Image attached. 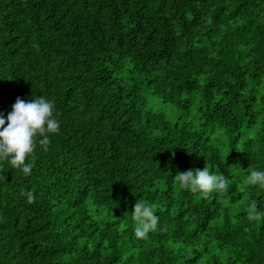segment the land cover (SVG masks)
<instances>
[{
    "label": "trees",
    "instance_id": "16d2710c",
    "mask_svg": "<svg viewBox=\"0 0 264 264\" xmlns=\"http://www.w3.org/2000/svg\"><path fill=\"white\" fill-rule=\"evenodd\" d=\"M41 95L60 130L0 162V264H264V0H0V115ZM205 167L223 193L179 187Z\"/></svg>",
    "mask_w": 264,
    "mask_h": 264
},
{
    "label": "clouds",
    "instance_id": "9594fccd",
    "mask_svg": "<svg viewBox=\"0 0 264 264\" xmlns=\"http://www.w3.org/2000/svg\"><path fill=\"white\" fill-rule=\"evenodd\" d=\"M59 130L60 122L54 115V104L49 99L42 95L33 98L31 102L18 98L6 118L0 115V162L8 161L12 168L30 175L32 164L26 161L34 152L37 139L47 150L50 134H57ZM175 180L181 189L193 193H223L227 187L226 177L213 174L207 167L203 170L179 172L175 175ZM246 183L264 189V170H252ZM31 201L32 197L29 195V202ZM131 214L136 238H147L150 232L157 229L159 218L150 204L137 201ZM259 218L257 206L251 204L247 210V220L254 222Z\"/></svg>",
    "mask_w": 264,
    "mask_h": 264
},
{
    "label": "rangeland",
    "instance_id": "374dc122",
    "mask_svg": "<svg viewBox=\"0 0 264 264\" xmlns=\"http://www.w3.org/2000/svg\"><path fill=\"white\" fill-rule=\"evenodd\" d=\"M158 102L159 103L156 105L157 108L162 110V112H164L165 115L169 117L171 122H174L180 113L175 109L174 106H170V105L163 106V103H161L160 101Z\"/></svg>",
    "mask_w": 264,
    "mask_h": 264
}]
</instances>
